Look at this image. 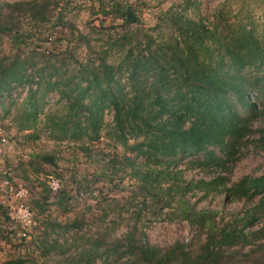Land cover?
<instances>
[{
	"label": "trees",
	"instance_id": "1",
	"mask_svg": "<svg viewBox=\"0 0 264 264\" xmlns=\"http://www.w3.org/2000/svg\"><path fill=\"white\" fill-rule=\"evenodd\" d=\"M71 2L0 0V32L9 35L13 48L0 58L5 115L6 107L17 105L20 131L31 130L44 112L49 127L62 139L83 145L103 137L112 140L123 153L101 164L102 175L96 178L114 181L115 174H120L121 182L129 178L133 181L125 200L129 206L153 200L152 215L174 208L195 231L190 241L159 247L133 224L122 237H91L81 258L88 262L103 258L104 264H264V172L244 175L230 185L224 173L227 165L231 171L241 158L243 147L264 150V18L254 20V7L242 0L238 9L224 2L210 21L201 2L185 0L162 11L160 20L148 27L137 15L132 22L137 9L119 1L104 14L120 17L127 28L124 34L81 60L70 45L61 53L46 46L57 32L56 24L70 30L59 31V41L76 37L75 24L65 19ZM260 2L257 7L264 16V0ZM55 19L57 23L50 25ZM78 36L88 39L83 33ZM116 46L118 55L113 58ZM52 93L58 95L56 104L62 109L54 115L45 111ZM107 113L112 114L110 122ZM42 158L57 163L52 156ZM182 162L212 168L216 175L187 179ZM42 184L43 202L35 200L39 212L46 211L53 196L67 213L73 197L66 189L53 193ZM80 186L79 190L90 189ZM197 191L205 196L223 192L227 199L254 204L224 213L198 209L189 198ZM100 204L104 212L109 207L123 209L117 198ZM86 218L82 213L65 224L47 218L39 247L55 248L57 241L48 239L51 231L81 230ZM258 224L262 226L256 228ZM24 263L23 258L8 261Z\"/></svg>",
	"mask_w": 264,
	"mask_h": 264
},
{
	"label": "rangeland",
	"instance_id": "2",
	"mask_svg": "<svg viewBox=\"0 0 264 264\" xmlns=\"http://www.w3.org/2000/svg\"><path fill=\"white\" fill-rule=\"evenodd\" d=\"M61 1L63 4L64 0ZM71 1L65 19L75 24L74 36L76 37L72 42L59 41L58 37L62 35L59 31L70 30L69 26L56 24L57 19H55V23L53 21L50 25L56 24L57 32L53 39L49 40L51 42H46V46L55 50L56 53H61L70 45L81 60L89 55H96L109 39H116L124 34V29L127 28L121 25L123 20L120 17L116 20L104 14V10L108 11L119 1L131 4L137 9L136 14L130 18L132 22L136 20L135 15H137L148 27L160 20L162 11L185 2V0ZM226 1L230 2L233 9H238L239 2L242 0H197L202 3L203 14L210 21L214 19L216 9ZM246 2L254 7L252 18L259 23L264 18L262 8L257 7L261 4L260 0H246ZM131 26L132 29L135 28L134 24ZM79 33L85 34L87 41H81ZM118 50V46L113 47V58L117 57ZM12 51L9 35L0 32V58L10 55ZM17 94V92L14 93V95ZM24 95L26 90L21 92L18 100H22ZM57 99L58 95L52 93L49 104L45 107V111L50 110L51 115L62 112L61 107L56 104ZM7 108L9 112L5 115V109L0 103V137L5 136L8 140L4 161H0V264H8V261L14 258L25 259L24 264H104L107 262H104L103 258L92 262L86 261V257L81 258L83 249L90 248V238L122 237L133 224L144 229L150 242L159 247L170 246L178 240L190 241L194 238L195 231L186 220H181L175 214L177 210L174 208L166 207L159 210L158 215H152L153 200H147L146 204L142 203L143 200H139L129 206L125 202L131 194L130 189L133 183L129 178L125 182H121L120 174L113 176L114 181L109 178L105 180L96 178L102 175H100L101 164L106 163L116 154L122 155L121 146L113 145L112 140L107 137H103L95 144L87 142L86 145L71 138L62 139L58 131L51 130L49 119L47 120L44 112L31 130L20 131L15 121L19 106L13 105ZM105 119L110 122L112 114L107 113ZM259 124L255 122L254 127H258ZM43 155L54 157L57 163L44 160ZM240 157L231 171L229 165L224 169V173L231 179L229 185L244 175H259L264 172V150L256 152L252 145H249L243 147ZM184 162L181 168L185 171L187 179H209L216 175L212 168L208 170L205 167L187 165ZM43 182L53 193L66 189L73 197L67 213L57 206L53 196L47 200L46 211L39 212L35 206V200L43 202L42 193L45 185L42 184ZM80 184L89 187V191L79 190L82 188ZM22 189H25L26 195L18 198L17 193ZM105 197H107L106 200ZM114 198L119 199L121 208L124 209L126 206L129 210L119 208L114 210L108 206L109 208L104 212L100 203L102 202L105 206L113 202ZM189 198L198 209L213 208L222 213L240 211L254 204V202L247 203L245 200L227 199L223 192L205 196L203 192L197 191L190 193ZM15 199L24 201L32 212V223L27 229L20 226L17 219L10 215L9 205L11 203L15 206ZM11 210L12 214L16 215L14 209L11 208ZM82 213L87 218L81 230L70 228L66 231L58 228L56 231H51L48 236L49 240L57 241L55 248L50 247L44 251L39 247L42 245L40 239L43 237L44 221L47 218L65 224ZM260 226L262 225L258 224L256 228Z\"/></svg>",
	"mask_w": 264,
	"mask_h": 264
},
{
	"label": "built area",
	"instance_id": "3",
	"mask_svg": "<svg viewBox=\"0 0 264 264\" xmlns=\"http://www.w3.org/2000/svg\"><path fill=\"white\" fill-rule=\"evenodd\" d=\"M8 140L5 136L0 137V161H4V155L7 152V144ZM57 188V186H56ZM26 195V191L25 189H22L21 191H19V193H17V197L18 198H22ZM15 206L14 204L10 203V207H9V212L10 215L13 218H16L17 223L20 224V226H22L23 228L27 229L30 225H31V221H32V212L29 208L28 205H26V203L24 201H18L17 199H15ZM12 209H14V212L16 213V215L12 214Z\"/></svg>",
	"mask_w": 264,
	"mask_h": 264
}]
</instances>
